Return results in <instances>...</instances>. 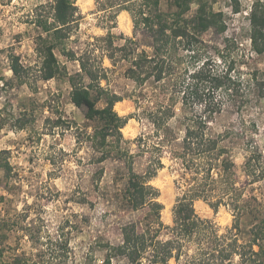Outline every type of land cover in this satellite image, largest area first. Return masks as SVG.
I'll return each mask as SVG.
<instances>
[{
    "label": "rangeland",
    "instance_id": "374dc122",
    "mask_svg": "<svg viewBox=\"0 0 264 264\" xmlns=\"http://www.w3.org/2000/svg\"><path fill=\"white\" fill-rule=\"evenodd\" d=\"M71 1L73 20L53 49L59 72L43 79L38 49L46 40H54L36 20H52L54 0H0V262L129 264L113 255L110 246L121 242L124 224H144L155 217L150 206L132 209L125 200L129 164L138 174L157 168L148 183L162 204L160 239L173 237L164 226L174 224L177 199L195 185L192 176L203 173L183 167L181 159L173 156L183 135L177 120L190 112L179 99L172 102L153 78L139 83L127 73L141 51L153 52L140 13L154 12V5L143 0ZM203 1L222 13L226 28L223 33L210 28L199 35L196 47L202 56H209L216 69L232 65L231 73L240 72L244 79L250 72L264 73V53H255L249 39L250 6L256 0H240L238 12L228 0ZM196 7L192 1L185 17H192ZM157 9L169 18L176 6L171 0H159ZM183 43L175 49L178 65L192 69L197 62ZM13 58L21 66L19 75L10 68ZM72 83L87 86L98 95L99 108L110 94L120 97L113 110L126 122L103 145L93 136L100 122L86 119L72 103ZM246 88L242 111L239 93L230 99L218 91L220 105L207 128L211 136L220 134L218 146L225 147L224 155L232 160L229 177L234 190L229 193L221 182L211 183L206 186V192L213 191L207 193L208 199H195L192 204L196 215L207 220L210 231L235 236L237 250L247 252L250 228L264 215V97H257L251 84ZM158 106V114L165 107L174 109L168 126L174 128L177 141L165 133L162 142V131H156L149 121L148 112L154 114ZM195 108L199 113L203 106ZM210 157L215 164L213 154L198 159L208 162ZM6 162L8 168L3 166ZM216 171V166L211 169L213 177ZM221 180L226 182L224 177ZM218 195L223 199L214 207L210 202H216ZM233 197L239 210L230 203ZM234 222L238 227L232 228ZM195 242L186 245L189 253ZM200 243L207 244L205 239ZM107 257L109 261H104ZM232 262L241 264L237 255Z\"/></svg>",
    "mask_w": 264,
    "mask_h": 264
},
{
    "label": "trees",
    "instance_id": "16d2710c",
    "mask_svg": "<svg viewBox=\"0 0 264 264\" xmlns=\"http://www.w3.org/2000/svg\"><path fill=\"white\" fill-rule=\"evenodd\" d=\"M143 1L155 7L154 12L140 13L142 15L140 22L152 39L153 52L148 55L141 51L138 57L132 60L127 73L139 83L153 78L158 87H162V91L168 93L172 102H175L176 98L179 99L183 108L190 112V115H186L182 120H177L182 126L183 135L180 138L179 148L177 145L174 148L173 156L181 159L183 167L190 170L196 169V174L200 171L203 173L200 177L192 176L195 185L189 186L190 188L177 199L173 212L174 224L164 226L170 230L173 237L160 239L158 234L162 221L159 214L162 204L156 200V189H153L148 183L157 168L148 171L146 174H138L130 170L131 164H129L125 200L132 209L150 206L153 208L155 217L144 224H140V222L124 224L121 228V242L110 246V251L113 255L123 257L129 264H233L232 258L235 255L238 256L241 264L244 262L247 264H264V215L260 214L258 222L250 228L251 238L247 243L246 252L237 250L239 244L236 243L235 236L229 237L225 234L219 236L210 231L207 220L196 215L192 204L195 199H208L207 193L212 191L209 188V191L206 192L208 184L211 185L212 183L214 186L221 182L220 184L223 185L226 192L229 191L230 193L234 190V181L229 177L232 173H229L232 168V160L228 154L224 155L227 151L226 148L218 146L220 134L211 136L207 131L209 118L218 109L216 105H220L216 99L218 91L231 96L230 99L234 98L233 93H239L238 95L242 100L238 108L240 107L239 111H242L247 102L243 99L245 97L243 93L247 90L248 84L254 86L257 97H264V73L250 72L248 78L244 79L240 72L231 73L232 65L223 66V69H216L212 67L209 56H202L203 54L196 47L199 35L210 28L223 33L226 28L222 13L213 11L203 0H171L176 6V10L169 18L157 9L159 0ZM192 1L197 3L196 10L192 17L186 18L185 14L189 11ZM228 1L233 11L238 12L240 10V0ZM52 8L53 14L50 22L47 18L36 20L42 31L54 40L53 42L46 40L45 43L43 42V50L38 49L40 56H42L41 72L43 79H50L59 72L53 49L61 38L66 36L63 30L73 20L74 5L71 0H54ZM249 23L251 48L255 53L262 54L264 53V2L256 0L252 3ZM178 43H183L185 50L190 52L189 55L194 57L197 62L192 69L180 68L178 65L179 60L177 62L175 56ZM217 53L219 57H222L219 50ZM200 56L202 57L200 58ZM17 59L13 58L10 66L15 75H19L21 69ZM81 67L86 69L83 62H81ZM85 71L90 75V72ZM163 80L164 82H162ZM161 83L163 84L161 85ZM70 99L75 106L82 110L86 119L100 122V126L95 129L93 136L100 138L101 145L109 136L119 133L120 128L126 122V118L119 116L113 110L114 103L120 100V97L115 94L107 96L105 106L99 108L96 106L99 99L98 95L92 94L87 86H77L72 83ZM198 104L203 106L199 113L195 108V105ZM170 105L173 108V104ZM171 106L165 107L160 114L156 111H159L161 106H158L154 114L148 112L149 121H151L154 129L156 131L161 130L164 135L161 139L162 142L166 141L164 139V137L166 138L165 133H169L168 136L173 137L172 141H177L179 138L176 136L174 128L168 126V121L174 116V109ZM215 150L216 152H213ZM212 154L216 157L214 158L216 165L212 162L211 157L208 162L198 159ZM219 157L221 158L218 159ZM160 165L159 162L158 166ZM3 166L9 167L7 162ZM215 166L218 167V171H216V177H213L211 169ZM223 173H227V175L223 176ZM222 177H224L225 183L222 182ZM222 199L223 197L218 195L216 202H210V204L216 207ZM230 203L234 204L233 208H239L235 197L231 199ZM252 211L260 213L255 209ZM252 211L250 210L251 213ZM147 217L148 214H146ZM234 220H238V217L235 216ZM233 227H238V223L234 222ZM229 235H232L230 231ZM202 239H205L207 244H201ZM220 239L223 240V243H220ZM227 239L230 241H226ZM193 240L196 241L195 249L189 253L190 246L186 245ZM1 253L0 250V255ZM104 261H109V257L105 258ZM0 264H26V261L16 259L14 262H0Z\"/></svg>",
    "mask_w": 264,
    "mask_h": 264
},
{
    "label": "bare ground",
    "instance_id": "6f19581e",
    "mask_svg": "<svg viewBox=\"0 0 264 264\" xmlns=\"http://www.w3.org/2000/svg\"><path fill=\"white\" fill-rule=\"evenodd\" d=\"M119 103H121V101H120ZM122 103H123V101H122ZM123 104H124V103H123ZM127 104H128V103H127ZM121 109H122V108H121ZM121 109H120V110H121Z\"/></svg>",
    "mask_w": 264,
    "mask_h": 264
}]
</instances>
